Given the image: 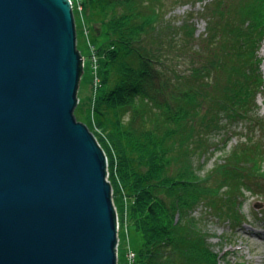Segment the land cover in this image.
<instances>
[{
    "label": "trees",
    "instance_id": "16d2710c",
    "mask_svg": "<svg viewBox=\"0 0 264 264\" xmlns=\"http://www.w3.org/2000/svg\"><path fill=\"white\" fill-rule=\"evenodd\" d=\"M238 1L210 0L196 35L191 22L165 18L162 0H74L85 31L80 41L73 14L80 79L88 69L92 89L74 118L106 156L119 227L141 237L129 264H216L193 208L220 217L262 175L264 0ZM239 125L243 140L212 171L225 191L210 194L193 159Z\"/></svg>",
    "mask_w": 264,
    "mask_h": 264
},
{
    "label": "water",
    "instance_id": "95a60500",
    "mask_svg": "<svg viewBox=\"0 0 264 264\" xmlns=\"http://www.w3.org/2000/svg\"><path fill=\"white\" fill-rule=\"evenodd\" d=\"M69 0H0V264H117L107 159L74 118Z\"/></svg>",
    "mask_w": 264,
    "mask_h": 264
},
{
    "label": "rangeland",
    "instance_id": "374dc122",
    "mask_svg": "<svg viewBox=\"0 0 264 264\" xmlns=\"http://www.w3.org/2000/svg\"><path fill=\"white\" fill-rule=\"evenodd\" d=\"M69 1L72 7V14L78 15H76V22L79 21L80 24L78 25V33L81 41L85 36V31L79 13L80 8H76L74 0ZM162 1V12L168 21L176 26L181 22L188 21L196 29V35L204 33L203 8L210 0ZM236 2L238 4L239 1L236 0ZM80 48L82 49L81 46ZM83 54L87 55L86 50H83ZM258 56L262 60L260 72L264 79V40L261 43ZM87 66H89L88 62ZM91 90V76L87 69L79 80L77 97L86 100V98L90 97ZM256 102L258 114L264 118V91L257 95ZM234 130L236 135L232 137L213 135L210 149L204 155L195 156L193 159L196 175L204 180L206 190L210 194L218 195L225 191L224 186L226 183L220 181L218 172L212 171L222 164V161L229 155L231 150L239 146L243 140L242 137L246 134L245 129H240L239 125ZM250 136L251 134H249ZM261 171H263L262 175H251L254 185H248L250 189L241 193L242 197L238 202H233L235 207H230L229 205L224 207L226 211L220 217L218 212L216 213L209 209L207 204L199 203L193 208L192 217L200 223V227L206 232L207 242L211 250L218 256L216 264H264V240L261 237L264 234V159ZM226 203L228 201H225L224 205ZM119 232L117 264H129L128 253L139 250L141 237L130 225H127L125 229L123 227L120 228ZM259 243L262 244L259 246Z\"/></svg>",
    "mask_w": 264,
    "mask_h": 264
},
{
    "label": "built area",
    "instance_id": "2783aa9c",
    "mask_svg": "<svg viewBox=\"0 0 264 264\" xmlns=\"http://www.w3.org/2000/svg\"><path fill=\"white\" fill-rule=\"evenodd\" d=\"M107 175H108V174H107ZM126 226H127V225H125V224H124V226H123V229H125V228H126ZM117 229H119V230H120L118 218H117ZM119 230H118V231H119ZM128 254H129V256H128V257H129V259L131 260V258H133V257H134V255H133V253H128ZM130 260H129V261H130Z\"/></svg>",
    "mask_w": 264,
    "mask_h": 264
},
{
    "label": "bare ground",
    "instance_id": "6f19581e",
    "mask_svg": "<svg viewBox=\"0 0 264 264\" xmlns=\"http://www.w3.org/2000/svg\"><path fill=\"white\" fill-rule=\"evenodd\" d=\"M118 230H119V229H117V236H118V234L120 233ZM118 232H119V233H118ZM261 237H262L263 240H264V234H262ZM261 244H262V243H259V246H260ZM118 246H119V240H117L116 253H117V250H118Z\"/></svg>",
    "mask_w": 264,
    "mask_h": 264
}]
</instances>
